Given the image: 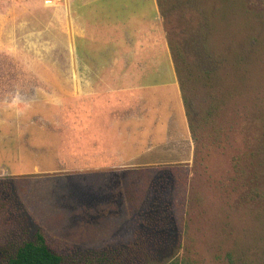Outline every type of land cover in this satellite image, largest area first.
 I'll list each match as a JSON object with an SVG mask.
<instances>
[{
  "label": "rangeland",
  "instance_id": "374dc122",
  "mask_svg": "<svg viewBox=\"0 0 264 264\" xmlns=\"http://www.w3.org/2000/svg\"><path fill=\"white\" fill-rule=\"evenodd\" d=\"M23 1L9 0L8 44L0 45L8 74L0 89V260L39 232L63 264H264V0H126V15L141 9L144 22L156 4L161 63L147 70L174 72L185 126H170L167 143L104 163L97 144L82 140L86 82L67 87L68 74L83 68L65 2L38 0L57 16L32 23L17 8L37 4ZM88 1L73 7L75 16L101 3ZM170 41L189 71L182 62L176 72ZM98 50L106 76L111 48ZM139 81L151 80L133 86ZM157 91L142 92L162 110ZM167 96L177 105L176 94Z\"/></svg>",
  "mask_w": 264,
  "mask_h": 264
},
{
  "label": "crops",
  "instance_id": "0c3cea01",
  "mask_svg": "<svg viewBox=\"0 0 264 264\" xmlns=\"http://www.w3.org/2000/svg\"><path fill=\"white\" fill-rule=\"evenodd\" d=\"M24 1L36 3L37 7H26ZM24 1V7H18L16 13L20 16H24L25 12L32 15V23H35L34 19L39 20L40 15L48 17L54 14V18L57 16V7L53 9L47 6L38 7L40 6L38 0ZM118 1L119 3L116 0H101L100 6L94 8L93 11L86 13L82 11L81 16L77 13L75 16L73 8L75 5L84 7L90 2L88 0H64L65 11L71 20V30H75L79 37L80 62L83 68L68 74V78L72 79V84L71 81L68 82L67 87L70 90L73 89L74 78H80L82 83L86 82V86L81 87L82 94L86 95L82 103V112L87 114L85 118L82 113L81 125L83 133H86L82 140L84 142L86 139L87 143L90 141L97 144L95 147L93 145V148L97 152L98 161L102 160L103 163L108 158L113 161L115 154L122 153L124 157L131 159L132 155H138V151L146 145L159 146L167 143L171 136L170 126L173 133L177 127L185 126L183 107L180 103L174 72L156 70V68L154 71L147 70L148 64L154 61L161 63L159 50H157L159 33L156 20H158L159 13L156 4L155 11L150 16V22H144V15L140 13L141 9L126 15L129 13L126 7L127 5L130 7V3L127 2L128 0ZM138 1L143 4L145 0ZM8 2L9 0H0V45H3L4 40L6 46L9 32ZM45 3L48 1L44 0L43 4ZM52 24L55 25V22ZM75 41L71 39L68 42L70 47L77 46ZM99 47L111 48L109 55L114 58L105 66L111 70L105 74L106 76L101 73L100 69L104 63L98 62L104 53L98 50ZM76 57L78 56L75 54V59ZM71 61H73V55ZM7 78V72L0 71V89L7 87ZM108 78L110 80H107ZM119 80L123 81V84L128 83V86L122 87ZM137 80L151 81L147 83L139 81L133 86ZM158 87L164 89L166 98V104L162 110L159 103L146 102L147 93L142 92L147 89L148 93L154 96L158 92ZM170 91L176 94L177 100L174 99L177 105L171 96H167ZM93 95H96V98H91ZM93 99H97L96 103ZM158 102L161 103V101ZM119 144H124L123 148ZM162 150L157 148L154 151L162 152Z\"/></svg>",
  "mask_w": 264,
  "mask_h": 264
},
{
  "label": "trees",
  "instance_id": "16d2710c",
  "mask_svg": "<svg viewBox=\"0 0 264 264\" xmlns=\"http://www.w3.org/2000/svg\"><path fill=\"white\" fill-rule=\"evenodd\" d=\"M168 44H169L170 53L172 54L173 62L175 64V70L179 74V71L181 69V63L183 62L186 64V62L183 58V54L177 48V46H175L171 41L168 42ZM189 67L190 66L186 64L185 70L189 71ZM200 72H202L203 75H201L200 73L199 75L205 78L208 77L209 75L207 70H200ZM186 97L185 96L183 97V102L185 106L189 107L190 104ZM186 114L188 115V119L191 124V120L189 117L190 112L186 111ZM0 264H63V262L58 254L54 253L48 248L43 235L37 232L33 240L22 242L20 245L17 246V248L13 252L6 255L3 260H0ZM81 264H90V263H81ZM165 264H190V262L185 258L177 257Z\"/></svg>",
  "mask_w": 264,
  "mask_h": 264
},
{
  "label": "built area",
  "instance_id": "2783aa9c",
  "mask_svg": "<svg viewBox=\"0 0 264 264\" xmlns=\"http://www.w3.org/2000/svg\"><path fill=\"white\" fill-rule=\"evenodd\" d=\"M45 1L51 2V1H58V0H45Z\"/></svg>",
  "mask_w": 264,
  "mask_h": 264
}]
</instances>
